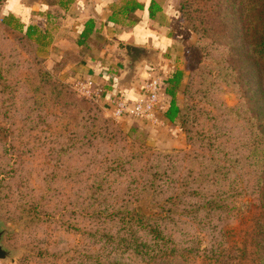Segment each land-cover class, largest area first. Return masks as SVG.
<instances>
[{"label":"rangeland","instance_id":"1","mask_svg":"<svg viewBox=\"0 0 264 264\" xmlns=\"http://www.w3.org/2000/svg\"><path fill=\"white\" fill-rule=\"evenodd\" d=\"M10 1L0 0V221L14 262L0 264H259L262 168L249 151L252 118L264 120V63L250 55L244 0H173L190 35L176 50L182 118L147 127L60 78L41 51L47 38L21 34ZM42 73L94 104L115 136L88 138ZM126 208L147 225L122 223Z\"/></svg>","mask_w":264,"mask_h":264},{"label":"crops","instance_id":"2","mask_svg":"<svg viewBox=\"0 0 264 264\" xmlns=\"http://www.w3.org/2000/svg\"><path fill=\"white\" fill-rule=\"evenodd\" d=\"M173 3V0H35L26 5L25 0H11L7 15L20 16L22 23L35 25L47 38L48 47L41 51L59 69L60 78L70 85L80 81L98 86L101 106L108 112L115 97L133 102L143 96L145 81L163 79L165 89L159 92L158 118L167 123L163 114L171 100L168 82L180 71L176 68V50L190 36L178 21ZM126 44L144 47L157 55L155 63L137 68L130 83H122L125 59L121 53ZM130 119L126 124L148 126L144 120Z\"/></svg>","mask_w":264,"mask_h":264},{"label":"trees","instance_id":"3","mask_svg":"<svg viewBox=\"0 0 264 264\" xmlns=\"http://www.w3.org/2000/svg\"><path fill=\"white\" fill-rule=\"evenodd\" d=\"M243 12L247 19L246 23H248L246 29L251 43L250 55L257 63V65H259V62L264 63V0H244ZM149 14L150 16L152 15L151 11L149 12ZM178 21L180 22L179 18ZM18 23L19 24L15 28L18 29L21 34L25 35L26 38H32V35H36V33L38 32L37 29L33 28L30 24L26 25L20 20L18 21ZM244 74L245 76L249 74L247 68L245 69ZM42 75L44 76L41 77L44 80H47L46 82L51 83L56 81H54L53 79H49L50 76L45 73H42ZM181 79L182 72L177 71L175 72L173 78L169 80V82L167 81L170 86L169 90H167V94L170 96L171 100L169 102V106L166 108L163 115L169 123H173L174 121L179 119L181 120L182 118V111L178 106L177 99L175 96V91L180 87ZM147 81L144 82L143 86L147 83ZM163 83L164 80L160 79L159 89H165ZM55 85L58 89L55 90V88H52V90L61 93V97H58L59 104L63 107H66V105L70 106L79 116L80 120H83L84 122L90 125L91 136L88 138L96 140L107 139V141H110L112 137L115 136V128L113 124L101 118L94 104L87 100L80 102L79 99L77 100V98L73 96V92H71L70 87L63 85L60 82L56 81ZM38 88L40 87L38 86ZM67 92L69 96H71V102H68L66 104L65 99H63V95ZM73 99L75 100L72 101ZM252 119V130L255 131V134L253 135V145L251 150L249 151V154L250 160L253 162V164L255 166H258L259 168H262L260 173L257 175V186L261 190L260 208L264 210V120H260L259 118L254 117ZM124 213L126 214L124 216L123 214L119 213V215H121L119 219H121L122 223H138L137 225L139 227L147 225L146 222H144V220L142 219V217H140L136 212L128 210L126 208L124 210ZM256 226L258 227V224ZM148 229L150 231V234H152V236L157 240V242L164 244L167 243V241L163 238V236H161L160 232L157 230L158 225L156 227L148 225ZM259 229V233H264V221L262 225H259ZM262 236H264V234ZM259 255L261 257L264 256V242L263 247H261L259 251ZM262 259L264 264V258H261L259 260V264L262 262Z\"/></svg>","mask_w":264,"mask_h":264},{"label":"built area","instance_id":"4","mask_svg":"<svg viewBox=\"0 0 264 264\" xmlns=\"http://www.w3.org/2000/svg\"><path fill=\"white\" fill-rule=\"evenodd\" d=\"M159 84V78L148 81L143 87V96L133 102H127L121 97H115L110 102L111 116L117 120L131 118L156 123L160 112ZM78 86L81 91H84L85 96L93 100L99 98V90L98 93L92 91L93 86L91 83H79Z\"/></svg>","mask_w":264,"mask_h":264},{"label":"water","instance_id":"5","mask_svg":"<svg viewBox=\"0 0 264 264\" xmlns=\"http://www.w3.org/2000/svg\"><path fill=\"white\" fill-rule=\"evenodd\" d=\"M26 1V0H25ZM35 0H29L26 5H30ZM125 59V76L122 83H130L135 75L136 70L143 64H153L156 61L157 55L154 51L148 50L144 47L126 44L121 53ZM13 230L7 229L2 221H0V262L13 263V251L4 245V238L6 235H11Z\"/></svg>","mask_w":264,"mask_h":264}]
</instances>
